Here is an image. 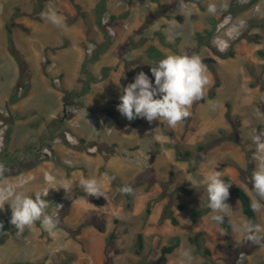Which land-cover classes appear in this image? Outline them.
I'll use <instances>...</instances> for the list:
<instances>
[{"label":"rangeland","instance_id":"obj_1","mask_svg":"<svg viewBox=\"0 0 264 264\" xmlns=\"http://www.w3.org/2000/svg\"><path fill=\"white\" fill-rule=\"evenodd\" d=\"M209 4H216L215 15ZM42 5L0 0V155L14 158L2 162L7 182L33 198L41 193L46 212L60 223L49 233L36 222L18 238L5 204L0 264H179L185 249L193 264H264V247L232 230L249 220L237 198L227 201L231 232L212 222L210 212L192 216V209L207 207L198 182L211 170L253 196L250 177L264 162V145L253 141L264 133V0ZM45 12L62 23L42 19ZM168 55L201 58L209 79L203 99L175 128L127 120L117 110L123 88L141 71L154 84L151 64ZM258 151L260 159L253 160ZM86 178L102 185L103 196L96 197L102 206L83 195L79 182ZM120 183L133 189L130 205ZM256 224L264 226V208Z\"/></svg>","mask_w":264,"mask_h":264},{"label":"clouds","instance_id":"obj_2","mask_svg":"<svg viewBox=\"0 0 264 264\" xmlns=\"http://www.w3.org/2000/svg\"><path fill=\"white\" fill-rule=\"evenodd\" d=\"M183 7V5H181ZM226 9V6H224ZM216 4H209L207 11L215 15ZM42 19L53 25L59 26L62 19L54 12L42 13ZM151 74L154 84L143 71L134 77V82L123 88L117 105L118 112L127 120L137 118L146 119L149 123L154 120L164 122L170 128L177 127L192 113L193 104L203 99L205 89L209 84L206 66L198 55H168L156 63L151 64ZM253 141L264 145V133L253 136ZM261 153L258 151L253 160H259ZM7 167L0 163V210L8 204L11 209L10 224L17 229L19 238L26 229H31L36 222L49 233L54 232L59 226V219L55 214H48V201L37 192L33 196L23 191H18L16 186L8 183L5 173ZM220 171L211 170L203 175L198 184H203L207 193V207L210 209V220L216 224H223L225 217L230 218L233 210L226 202L229 199L231 184L225 183ZM191 182V181H190ZM250 182L252 193L250 208L259 212L264 208V162H260L253 170ZM83 191L92 197L103 196L102 185L94 178L81 179L79 182ZM124 195H131V186L120 189ZM48 195V192L44 194ZM0 228L3 224L0 223ZM233 232L243 241L264 247V226L253 223L251 220H242L232 224ZM225 235L223 231L219 233ZM190 249H185L180 254L179 264H193Z\"/></svg>","mask_w":264,"mask_h":264},{"label":"trees","instance_id":"obj_3","mask_svg":"<svg viewBox=\"0 0 264 264\" xmlns=\"http://www.w3.org/2000/svg\"><path fill=\"white\" fill-rule=\"evenodd\" d=\"M44 1H47V0H41V3L44 5ZM73 2H75V0H72ZM42 5V6H43ZM77 5V4H76ZM78 7V6H77ZM27 15V14H25ZM125 16H127V13H123V14H120L119 16H116V17H113V19H116V18H124ZM162 57V56H161ZM205 62H214L213 59L211 58H206L204 60ZM107 71V70H105ZM92 78L88 75V82L91 80ZM91 88L88 86L87 88H85L84 92H88ZM262 108L264 109V106H262ZM225 117L228 121H233V115H232V112H231V105L228 104V110L226 111L225 113ZM49 135H52V132H49L48 136H42L41 137V141L44 142L45 139L47 137H52V136H49ZM187 155H190L189 152H186ZM14 158L12 157V154H1L0 155V163H2L3 161H13ZM224 181L226 183H229L231 184V187L229 189V192H230V196L231 197H235L237 198L240 202H241V205H242V209H243V213L245 214V216L251 220L253 223H256V220H257V212H253L250 208V204H251V196L250 194L242 187H239V186H234L231 182V180L228 178V177H225L224 178ZM113 185H116V182L114 181L113 182ZM123 186H126L124 183H120V187H123ZM86 199L96 205H99V206H102L103 205V201H101L100 199L96 198V197H92V196H88L87 194H83ZM127 196V200H128V205L131 204V197L130 195H126ZM229 200V199H228ZM227 200V201H228ZM226 201V202H227ZM151 209V204L148 208V213H150V210ZM210 212V209L208 207H201V208H194L192 209V216L194 218V220H197L199 219L200 217L208 214ZM174 222L175 224L178 223L177 220L174 219ZM91 225V222L89 223ZM222 227H224V229L228 232H231V225L229 223V221L225 218V221L223 224H221ZM5 233L3 230L0 229V243H2V240H3V237H4ZM201 236L202 234L201 233H198L196 235V240L199 241L201 239ZM115 236L112 235V239H114ZM139 250H138V253H141L140 251H142L144 249V240H143V236L140 235L139 236ZM175 249V246L174 245H171V246H166L164 249H163V253H162V256H161V263L167 261V255L168 254H171ZM199 249L201 250L202 247L199 245ZM206 253L210 254V252H207Z\"/></svg>","mask_w":264,"mask_h":264}]
</instances>
